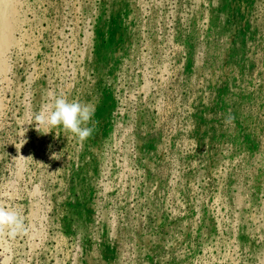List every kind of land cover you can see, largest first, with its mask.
<instances>
[{
    "label": "rangeland",
    "instance_id": "1",
    "mask_svg": "<svg viewBox=\"0 0 264 264\" xmlns=\"http://www.w3.org/2000/svg\"><path fill=\"white\" fill-rule=\"evenodd\" d=\"M0 205L2 264H264V0H0Z\"/></svg>",
    "mask_w": 264,
    "mask_h": 264
},
{
    "label": "clouds",
    "instance_id": "2",
    "mask_svg": "<svg viewBox=\"0 0 264 264\" xmlns=\"http://www.w3.org/2000/svg\"><path fill=\"white\" fill-rule=\"evenodd\" d=\"M48 95L51 103L43 104L35 114L37 131L41 132L43 126L61 127L65 133L76 137L80 143L94 134L95 108L92 105L81 103L79 100L70 101L63 95L51 92ZM232 119L233 117L229 116L226 122ZM27 232L23 215L11 207L0 205V234L6 233L8 237L15 238L17 235H26Z\"/></svg>",
    "mask_w": 264,
    "mask_h": 264
},
{
    "label": "bare ground",
    "instance_id": "3",
    "mask_svg": "<svg viewBox=\"0 0 264 264\" xmlns=\"http://www.w3.org/2000/svg\"><path fill=\"white\" fill-rule=\"evenodd\" d=\"M9 22H10V21H9ZM9 22H8V24H9ZM7 30H8V31H7ZM10 30H11L10 26H7L6 29H5V32H6V33H9ZM6 35H7V34H6ZM7 36H8V35H7ZM10 36H11V35H10Z\"/></svg>",
    "mask_w": 264,
    "mask_h": 264
}]
</instances>
